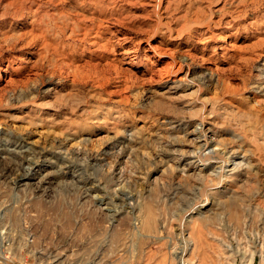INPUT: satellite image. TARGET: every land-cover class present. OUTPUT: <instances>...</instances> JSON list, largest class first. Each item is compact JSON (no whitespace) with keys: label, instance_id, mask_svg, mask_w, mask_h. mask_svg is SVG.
<instances>
[{"label":"rangeland","instance_id":"obj_1","mask_svg":"<svg viewBox=\"0 0 264 264\" xmlns=\"http://www.w3.org/2000/svg\"><path fill=\"white\" fill-rule=\"evenodd\" d=\"M179 81L218 112L221 168L192 163ZM33 102L53 122L16 116ZM12 161L0 264H264V0H0Z\"/></svg>","mask_w":264,"mask_h":264},{"label":"bare ground","instance_id":"obj_2","mask_svg":"<svg viewBox=\"0 0 264 264\" xmlns=\"http://www.w3.org/2000/svg\"><path fill=\"white\" fill-rule=\"evenodd\" d=\"M183 61L184 59H182V62ZM202 79H203V83H205V81L210 80V77L208 79L206 77L200 78L201 81ZM192 86H194V84L191 83L190 81L176 82L175 87H177L176 89L180 91L177 94L182 96L183 99L181 106L185 110L184 115L180 116V118L176 120H181L182 122L184 121L185 125L188 127L187 129H189L187 132L193 136V141L194 140L196 141L197 149L195 148L196 152L194 155H192L193 157H195L192 163L198 161L202 165L201 168L207 166H213L214 163H218L216 164L215 167L217 166L220 167L227 163L226 159L223 158L222 155L228 152V150H226V147L222 146L217 141H215L214 137L211 136L212 134H216L218 132L217 126L219 125H217V121H216V118L219 116L218 112H216L214 106L205 97L190 96L188 95V93L185 92L186 89ZM196 91L198 92V90ZM55 106L46 103L40 104V102L22 103L17 105L14 111L22 113L21 115L19 114L16 115L21 118L25 115H28L27 113H29L31 119H33L31 120V122L39 125L45 120H49L53 122L52 116H54L55 112H57ZM58 107L60 106L58 105ZM166 120H168V118ZM169 122H170L169 128L175 126L173 125L174 120L173 121L169 120ZM30 152H32L31 154L40 153V151H37L34 148H30ZM23 159L26 160V156L23 157ZM28 161L30 160L27 158V163L28 164L31 163V161L30 162ZM19 164H21L20 161H12L10 164L1 167L0 176H7L6 178L10 177L9 180L13 184H20L21 182V184L23 183L24 185L26 184L28 186L27 182L26 183L23 182V180L26 178L25 173H15V168ZM65 166H68V164H65ZM98 188L100 190L101 187ZM45 189L43 188V190ZM99 197L103 198L102 195Z\"/></svg>","mask_w":264,"mask_h":264}]
</instances>
